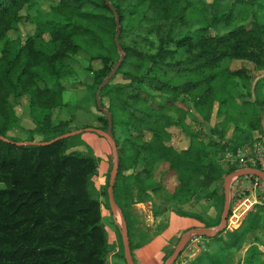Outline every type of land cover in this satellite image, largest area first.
Instances as JSON below:
<instances>
[{
	"label": "trees",
	"instance_id": "16d2710c",
	"mask_svg": "<svg viewBox=\"0 0 264 264\" xmlns=\"http://www.w3.org/2000/svg\"><path fill=\"white\" fill-rule=\"evenodd\" d=\"M109 2L119 18L120 49L114 41L115 13L105 0H55L44 19L29 15L35 0H0V264H107L112 248L102 203L91 191L98 158L91 150H69L72 139L82 133L43 142L80 128L106 129L107 117L97 108L95 93L122 56L99 96L112 116L119 161L114 198L127 224L131 253L133 246L152 239H133L130 213L122 203L133 194V202H144L148 193L164 191L176 203L174 213L204 222L178 207L198 193L221 212L224 177L237 167L220 163L209 149L200 148L188 117L208 125L216 105L218 120L208 127L206 146L220 154L241 146L233 145L238 133L263 134L259 108H264V76L253 82L249 73L231 70L228 62L246 60L264 71V0ZM24 17L34 25L32 33L24 41L10 38L8 33L16 31ZM80 51L90 64L99 62L96 69L87 67L93 78L85 88L100 114L96 124L70 128L58 112L69 108L62 94L66 85L74 84L66 80L75 73L66 59ZM23 96L28 97L30 128L23 127L11 100ZM172 126L186 132V147L171 143ZM230 128L232 139L226 137ZM14 129L26 132V138L9 135ZM109 158L112 165L111 152ZM169 176L176 180L172 187L166 184ZM106 188L102 194L110 208ZM116 226L120 248L115 254L126 264ZM237 230L253 235L245 258L246 264H253L254 256L261 254L256 243L264 247V238L255 233H264V207L254 205ZM220 234L200 237L214 241ZM206 245L188 264H222L218 252L211 253Z\"/></svg>",
	"mask_w": 264,
	"mask_h": 264
},
{
	"label": "rangeland",
	"instance_id": "374dc122",
	"mask_svg": "<svg viewBox=\"0 0 264 264\" xmlns=\"http://www.w3.org/2000/svg\"><path fill=\"white\" fill-rule=\"evenodd\" d=\"M54 3L55 0H35V4L31 9V11L29 12V15L33 17L37 16L41 19H44V17L46 16V11H48L50 6L53 5ZM23 13L24 15L28 14V12H24V11ZM251 18L252 15L250 14L248 19ZM33 28L34 25L29 21V19H27V17H24L22 21L19 23L18 29L16 31L9 32L8 36L10 38L19 37L22 41H24L27 35L32 33ZM42 37L45 41L48 38L46 33H44ZM40 43L41 41L37 42L38 45H40ZM66 61L73 67L75 72L74 75L70 76L69 79L66 80H70L69 82L73 81L74 84L69 83L71 85H66V88L63 91L62 94L63 101L67 103L69 107L67 109L69 110L65 108L60 110L58 112L59 115L58 118L62 120H68L70 128L81 126L85 123L96 124L97 116L100 114V112L96 109V106L94 105L92 93L86 90L85 85L91 84L93 78L92 73L87 70V67L90 65L91 69H96L99 67V62L93 61L90 64L88 61V56L83 51H80L75 55H70L66 59ZM228 67L231 70L244 69L245 72L249 73V75L253 79V82L262 75L264 76V71L256 70L254 65L246 60H232L228 62ZM239 91L244 92V90L242 89H239ZM262 91L264 93V84L262 87ZM11 100L13 102L16 114L21 119V124L23 125V127L25 128L32 127L33 123L29 116V109H28V97L23 96L18 100V102H15L13 99ZM186 104L189 107L192 105L191 101L188 99L186 100ZM215 111H216V105L213 110L211 121L208 125L207 124L200 125L197 121L194 122L188 117L186 120L187 123L189 124V130L198 134L199 141L201 142L200 148L205 150L209 149L210 157H214L220 163L228 162L236 166L237 169H240L239 163L231 162L230 160L224 158V154L231 150L226 149L223 152L224 154L222 153L223 154L222 156V154H220L221 152L218 151L217 149L212 150V148H208L206 146L210 139V134H211L208 127L213 125L218 120L215 117ZM259 112L263 122V134H260L257 130L248 133L247 132L238 133L237 135H235V138H237V140L234 141L236 143L233 142V145L241 144V146L237 147L235 150L242 149L243 147H246L248 145L264 142V136H261L264 135V108H259ZM54 115H56V112ZM170 131L172 133L171 143H173L177 148L186 147L188 145L189 137L185 131L175 126L170 127ZM115 133L119 139L122 138L119 126L115 127ZM9 135L20 139H24L27 136L26 132L21 131L19 129H14L10 131ZM81 135L84 137H88V136L94 137L96 141H102V143H104L103 147L106 149L104 153H102V149L99 151V145H98L99 142L95 145V147L93 146V143L91 146H88L91 151L96 150L95 155L98 158V164H99L97 173H95L91 178L92 187H93L91 191L94 196L99 197V200L102 203L101 215H102L103 225L107 233L108 231H112L114 232L115 237L118 238L117 226H116L117 224L120 223L118 213L108 208L106 197L102 194L103 189H105L108 185L107 176L111 173L112 170L111 160L109 158L110 148L108 142L103 137L98 136L94 132H83L82 134L75 136V138H73L72 141H77L78 139H80ZM231 136L233 137V132L232 129L230 128V130L226 134V137L228 139L229 138L232 139ZM244 141H246L247 143L242 144ZM106 162H108L107 165L108 168L105 167L104 168L105 170H103L102 169L103 164ZM104 166H106V164ZM223 166L226 167L227 165L223 164ZM136 168H139V165ZM156 178H158V176ZM175 182L176 180L175 177L173 176H169L166 179V184L168 186L172 187V185ZM212 186L210 185V187ZM3 187L4 184L0 182V188ZM254 194L259 199L262 198L264 200V191H261L260 188H256ZM169 195L170 194H166L164 191H161L158 195L148 193L147 201H144L142 204L139 203L134 204L133 201L134 199L136 200V196L133 194V196H131L132 199L125 198V201H122V203H125L124 205H127V209L130 213V217L132 220V224H131L132 234H134L133 239L135 243H137L138 239H140L139 235H147L153 237V235L156 232L161 230V226L163 225L165 226V224L168 223L171 215L174 213L173 207L176 206V203L173 200L169 199ZM194 197L195 198H193L190 201L192 206H188V209L200 211L202 212L203 216L206 218L210 214L214 213L215 205H213V202L210 199L204 200L202 199L201 194L198 193L195 194ZM179 208L181 209V206ZM219 211H222V207H220ZM189 218L191 220L199 222V218L196 217H189ZM160 221L161 223H159ZM237 229L234 228L233 230H230L227 228V230L223 232L220 231L221 234L218 235L216 237V240L214 241H209L206 237L201 239H192L194 238V235L191 236V238L183 247L179 256L176 257V260L173 264H188L195 257H197L198 253H200L202 249L200 248V246H203L204 244L209 245L208 247L210 248L209 251L211 253L214 251L218 252L217 257L222 262V264H246L245 258L247 256V249L251 246V244H253L251 241L253 235L252 236L247 235L245 231H240ZM255 233L261 239L264 238V233L259 231ZM256 244L261 250V254L254 256L253 264H264V247L260 242H257ZM132 253L133 254L137 253V250H135L134 246L132 249ZM133 256L135 259V255ZM107 264H123V260L120 258V256L116 254H110V256L107 257Z\"/></svg>",
	"mask_w": 264,
	"mask_h": 264
},
{
	"label": "water",
	"instance_id": "95a60500",
	"mask_svg": "<svg viewBox=\"0 0 264 264\" xmlns=\"http://www.w3.org/2000/svg\"><path fill=\"white\" fill-rule=\"evenodd\" d=\"M105 1L108 4V6L112 9V11L115 13L117 32L114 36V41H115V44L117 45V47L120 49V44L118 41L119 18H118V15H117L115 9L110 4L109 0H105ZM122 60H123V56L118 60L116 65L110 70L108 75L99 84V86L96 90V93H95V100H96L97 108L101 112H103L107 117L106 129L102 130V129L95 128V127L80 128V129H76V130L64 133L58 137H55L54 139H52L50 141H45V142H43V144H49L52 141H55V140H58L61 138L70 137V136L80 134L83 132H94L98 136L103 137L108 142L110 152H111V156H112V170H111V173L109 175L108 185H107V190H106L108 203H109L110 209L112 211H116L118 213V216H119V222L120 223L118 224V228L120 231L121 242H122V247H123V256H124L125 263L126 264H134L130 245H129L127 224H126L123 212H122L121 208L119 207V205L117 204V202L115 201V198H114V184H115V179H116L118 168H119V161H118V149H117L115 138H114L113 132H112V116H111V113L101 105L100 96H99L100 89L102 88V86H104L106 83H108V81L110 80V78L112 77V75L114 74L116 69L118 68V66L121 64ZM243 174H255L264 183V172H262L261 170H259L257 168H250V167L249 168H241V169H237L231 173H228L224 177V180H223L224 202H223V206H222L219 224L212 229L206 228V227H191V228L184 230L180 234L179 239H178L173 251L171 252L169 257L166 259L164 264H173L175 262L176 257L180 254L183 247L185 246L187 241L191 238V236L199 235V236L213 237L218 232L223 231L226 228V221H227V216L229 214V206H230L229 205V202H230V196H229V194H230V183L234 177L240 176Z\"/></svg>",
	"mask_w": 264,
	"mask_h": 264
},
{
	"label": "crops",
	"instance_id": "0c3cea01",
	"mask_svg": "<svg viewBox=\"0 0 264 264\" xmlns=\"http://www.w3.org/2000/svg\"><path fill=\"white\" fill-rule=\"evenodd\" d=\"M77 141H72V143H71L72 145L69 148V150L79 149L82 151H87V150H90L88 146H91L93 143V146L95 147V145L99 142L98 143L99 151L101 149H102V153H104L106 151V149L103 147L104 143H102V141H96L94 139V137H90V136L84 137L81 135L80 139H78ZM91 152H93L95 154L96 150H92ZM105 164L106 163L103 164V167H102L103 170H105L104 168L107 166V164H106V166H104ZM99 189H100V187H99ZM249 193H250V191H247L246 195L250 199L254 200V199L258 198L254 194V191H251L250 194H252V195H250ZM190 201L187 203L181 204L178 207L181 206V210H183V211L200 215L204 219V222L206 223V225H208V226H205L204 222H202L200 219L198 222V221L191 220L189 218V216L181 215L178 213H173L171 215L168 223L165 224V227L162 228L160 231H158L157 234L155 236H153L152 239L148 243L135 248V250H137V253L136 254L132 253L133 255H135V259H136V261H135L134 256H132L134 264H164L166 259L171 254L173 247H175L177 237L179 236V234L181 232H183L184 230L191 228V227H206V228L212 229L219 224L221 212L219 214L218 208H216V206H215L214 213L210 214L206 218L203 216L202 212L188 209V206H192ZM133 203L134 204L135 203L142 204L143 202H133ZM253 207H254V205L251 207V209L249 211H251L253 209ZM247 213L244 215V218L247 215ZM244 218H242L240 221L233 222L231 220V218L230 217L228 218V216H227L226 228L223 231L227 230V228L230 230H233L234 228H236V229L239 228V226L241 225ZM217 222H218V224H217ZM159 223H161V221ZM223 231H221V232H223ZM108 233H107L108 245L112 248V251L110 252V254H115L116 252H118V250L120 248L119 240H118V238L115 237L114 232L108 231ZM201 238L202 237L199 236V237H194L192 239H201ZM254 243H256V242H254ZM201 247L202 246H200V248ZM110 254H109V256H110ZM198 255H199V253H198Z\"/></svg>",
	"mask_w": 264,
	"mask_h": 264
},
{
	"label": "built area",
	"instance_id": "2783aa9c",
	"mask_svg": "<svg viewBox=\"0 0 264 264\" xmlns=\"http://www.w3.org/2000/svg\"><path fill=\"white\" fill-rule=\"evenodd\" d=\"M224 158L239 163L240 169L250 167L264 172V142L248 145L235 151H228L224 154ZM256 188L264 191L263 181L255 174H243L231 180L228 218L230 217L233 222L244 218V215L253 205L259 204L264 207L262 198L252 200L246 195L247 191H255Z\"/></svg>",
	"mask_w": 264,
	"mask_h": 264
}]
</instances>
